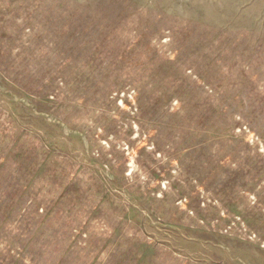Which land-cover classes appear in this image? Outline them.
<instances>
[{"label": "rangeland", "instance_id": "rangeland-1", "mask_svg": "<svg viewBox=\"0 0 264 264\" xmlns=\"http://www.w3.org/2000/svg\"><path fill=\"white\" fill-rule=\"evenodd\" d=\"M0 264H264V0H0Z\"/></svg>", "mask_w": 264, "mask_h": 264}]
</instances>
